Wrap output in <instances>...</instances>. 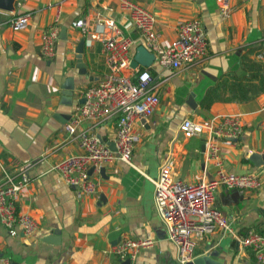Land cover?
<instances>
[{
  "label": "crops",
  "instance_id": "1",
  "mask_svg": "<svg viewBox=\"0 0 264 264\" xmlns=\"http://www.w3.org/2000/svg\"><path fill=\"white\" fill-rule=\"evenodd\" d=\"M132 1L153 14L163 45L174 37L180 20L197 17L204 27L207 52L203 59L177 68L162 66L154 58L148 66H136L149 70L158 103L150 116L133 122L138 139L129 163L115 158L104 164L102 173H92L96 191L81 197L51 168L61 157L79 151L76 134L67 133L63 125L78 104L79 90L96 82L106 69L102 38L131 37V57L143 44L118 0H13L12 9L0 8L4 11H0V162L9 169L14 168L13 161L27 165L29 182L19 190L17 209L37 221V229L29 235L0 224V253L9 264H114L112 246L120 238L142 237L151 239V244L137 252L135 264H178L175 247L154 207L152 179L166 155L174 178L196 182L213 177L214 159L208 157L206 145L211 139L225 170L256 173L261 185L240 193L216 187L214 205L228 216L232 232L205 234L194 253L216 251L211 258L220 264H258L249 249L238 245L237 237L250 227L264 229L259 211L264 202V164L255 166L248 157L251 152H264V91L236 100L228 89L234 81L227 78L212 93L218 97L207 109L199 106V100L221 76L244 73L239 62L242 54L264 61L255 56L264 48V0H229L230 13L225 17L215 0ZM7 11H29L25 28H9ZM79 17L87 23L83 31L71 25ZM108 20L112 25H103L92 36L95 24ZM51 23L58 27L57 39L54 54L46 58L39 53L40 34ZM80 39L86 74L76 66ZM71 82L72 95L66 102L62 85ZM190 95L194 107L186 102ZM220 114H237L241 119V131L231 144L210 135L206 127L189 137L178 130L185 117L208 122ZM77 130L94 132L110 142L115 117L81 120ZM55 231L56 241L43 239Z\"/></svg>",
  "mask_w": 264,
  "mask_h": 264
},
{
  "label": "built area",
  "instance_id": "2",
  "mask_svg": "<svg viewBox=\"0 0 264 264\" xmlns=\"http://www.w3.org/2000/svg\"><path fill=\"white\" fill-rule=\"evenodd\" d=\"M220 14L230 13L229 0H215ZM135 27L139 40L153 54L158 64L177 68L190 65L203 59L207 52V40L203 24L197 17L180 20L175 26V35L168 44L163 45L155 32V18L146 8L132 0H118ZM1 12L3 10H0ZM4 12V11H3ZM5 23L12 30L25 28L29 11H7ZM71 25L81 31L87 28L84 18H75ZM112 25L110 20L97 22L92 36L101 32V28ZM58 27L51 23L41 30L39 53L46 58L55 51ZM133 40L129 36L114 35L102 38L101 50L105 55L106 69L96 82L79 90L84 100L76 104L63 127L69 134L75 133L79 151L61 157L51 165L60 178L74 186L77 197L96 191V180L92 173H98L104 164L118 158L129 163L138 132L133 122L138 118H147L158 103V95L152 87V76L145 67L129 65L131 56L129 46ZM256 58H264V48L255 53ZM264 107V102L261 104ZM115 117V131L111 140L101 139L97 134L77 130L81 120L104 121ZM208 128V133L220 141L231 144L242 128L237 114L214 115L208 122L181 119L178 130L189 137ZM208 157L214 159V176L207 180L186 182L172 175V161L169 156L161 159L153 183L154 207L166 226L167 238L175 247L176 259L183 263L194 256V247L205 234L221 230L232 232L231 221L214 205V193L217 186L237 188L239 191L255 190L261 185V177L256 173H235L222 167L217 145L209 139ZM14 168L9 169L0 162V224L7 230L17 227L29 235L37 229V221L29 212L17 209V198L21 188L29 182L27 165L13 161ZM91 168V171H89ZM238 245L251 251L258 264H264V229L248 228L237 237ZM151 244L148 238L122 237L113 246L114 264H135L137 252ZM0 264H9V259L0 253Z\"/></svg>",
  "mask_w": 264,
  "mask_h": 264
},
{
  "label": "water",
  "instance_id": "3",
  "mask_svg": "<svg viewBox=\"0 0 264 264\" xmlns=\"http://www.w3.org/2000/svg\"><path fill=\"white\" fill-rule=\"evenodd\" d=\"M12 2L13 0H0V8L5 10H10L13 7ZM60 36L62 35L60 34ZM82 47H83V40L80 39L79 43L75 48L76 66H77V71L79 73L86 74L85 65L81 60V52L83 50ZM152 60H153V54L149 50H147L143 45H138L135 53L133 54V56L129 61V65L131 67H136L138 65L148 66ZM62 87H63L62 89L63 100L68 102L72 95L73 82L65 83L64 85H62ZM83 100L84 98L81 96L78 100V103L82 102ZM186 102L191 107L195 106V101L193 100L191 95L187 98ZM109 146L111 148H114L111 141L109 142ZM248 157L255 166L264 164V152H251ZM89 171H91V168H89ZM99 172L100 173L103 172V166L99 168ZM259 211L264 216V202L259 206ZM43 239L51 242L56 241L57 232L55 231L52 234L44 235ZM215 252L216 251H209V252L201 253L195 255L191 260L185 261L183 263H180L177 260V263L178 264H220L218 261H215L211 258V256L215 254ZM127 263L128 260L125 259L123 261V264H127Z\"/></svg>",
  "mask_w": 264,
  "mask_h": 264
},
{
  "label": "trees",
  "instance_id": "4",
  "mask_svg": "<svg viewBox=\"0 0 264 264\" xmlns=\"http://www.w3.org/2000/svg\"><path fill=\"white\" fill-rule=\"evenodd\" d=\"M239 62L244 73L237 76L229 72L221 76L216 84L205 90L204 95L199 100V106L201 108L207 109L211 102L218 97L213 96L212 93L219 87H223L227 78H232L234 81V83L228 85V89L232 98L236 97V100H247L264 91V61H256L254 58L248 57L245 53L240 56ZM229 191L240 193L237 188H230Z\"/></svg>",
  "mask_w": 264,
  "mask_h": 264
}]
</instances>
